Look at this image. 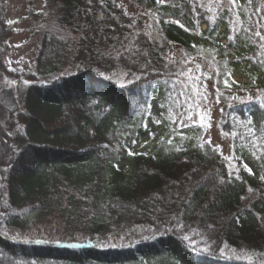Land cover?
Wrapping results in <instances>:
<instances>
[{
  "label": "trees",
  "instance_id": "1",
  "mask_svg": "<svg viewBox=\"0 0 264 264\" xmlns=\"http://www.w3.org/2000/svg\"><path fill=\"white\" fill-rule=\"evenodd\" d=\"M46 1L32 70L10 71L0 0V264H264V0ZM199 61L231 154L131 156L156 90L184 109Z\"/></svg>",
  "mask_w": 264,
  "mask_h": 264
},
{
  "label": "rangeland",
  "instance_id": "2",
  "mask_svg": "<svg viewBox=\"0 0 264 264\" xmlns=\"http://www.w3.org/2000/svg\"><path fill=\"white\" fill-rule=\"evenodd\" d=\"M2 2L6 23L11 27V35L5 45L4 60L7 61L10 71L32 70L43 31L55 25L54 5L46 0H2ZM197 66H199L197 71L201 70L191 84L193 97L184 109L179 111L168 109L164 113L158 97L159 92L154 93L147 108L144 128L130 147V151L134 153L131 156L144 153L158 155L161 151L169 150L180 151L195 143L198 138L216 145L226 156L231 154V138L223 134L218 127L221 105L217 101L214 84L208 74L211 70L209 71L207 65H203L200 61ZM191 77L189 76V79ZM234 77L238 81L242 80L239 73H235ZM160 116L166 121L173 119L176 128L172 129L169 123L159 118ZM243 165L247 171H254L253 164L248 160H244ZM115 166L125 173L130 172L132 168L130 158L118 161ZM38 228V230L48 229V225H41ZM191 258L192 255L186 252L182 264H191Z\"/></svg>",
  "mask_w": 264,
  "mask_h": 264
},
{
  "label": "snow or ice",
  "instance_id": "3",
  "mask_svg": "<svg viewBox=\"0 0 264 264\" xmlns=\"http://www.w3.org/2000/svg\"><path fill=\"white\" fill-rule=\"evenodd\" d=\"M231 4L234 6V7H238V0H230ZM250 2V0H249ZM229 11H232V8H229ZM256 36L260 37V39L262 41H264V35H261L260 31L257 30L256 33H255ZM132 143L134 144L135 141L133 140ZM129 154L130 155H133L134 153H132L131 151H129ZM185 239H188V237H185ZM36 243H42L41 241H36Z\"/></svg>",
  "mask_w": 264,
  "mask_h": 264
}]
</instances>
